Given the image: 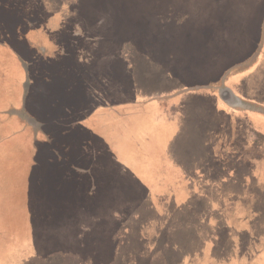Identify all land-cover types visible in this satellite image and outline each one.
I'll return each instance as SVG.
<instances>
[{"label": "rangeland", "instance_id": "obj_1", "mask_svg": "<svg viewBox=\"0 0 264 264\" xmlns=\"http://www.w3.org/2000/svg\"><path fill=\"white\" fill-rule=\"evenodd\" d=\"M222 128L218 156L264 142V0H0V264H70L62 236L71 264H264L232 224L264 160L219 169Z\"/></svg>", "mask_w": 264, "mask_h": 264}, {"label": "crops", "instance_id": "obj_2", "mask_svg": "<svg viewBox=\"0 0 264 264\" xmlns=\"http://www.w3.org/2000/svg\"><path fill=\"white\" fill-rule=\"evenodd\" d=\"M256 84H258V82H256ZM223 130L224 129L222 128L221 131H220V134L218 136V142L214 143V145H213L214 146L213 147L214 150H213L212 161L214 162V164L219 169L225 170L226 167L228 165H231V164L232 165L235 164L236 166H238L240 168H242V167H248V165L255 166L260 161L264 160V142L256 144L255 139H253L254 141L252 139H251L252 141H249L250 140L249 137L246 138V141L247 142L245 141V144H246V147L247 148H250V149L253 148V149H251V152L246 153V154L244 153L241 156L238 152H234L232 150H226V149H224V150H226V153H230V154H228V156H223V157L222 156H218V150H220L219 148L222 145V143H220V136L222 135ZM225 134L226 133L223 134L224 137H225ZM234 141H235V139L232 138L231 142H229V143H231V146H233L234 144H236V143H234ZM254 148H257V149L259 148L260 149L259 150V153H255ZM118 156H119V152H118ZM247 194L250 195L251 193L248 192ZM71 197H72V195H70V198ZM249 199H250V196L247 198V201L248 202H241V206L237 205L234 208L235 210L242 212V217H243L244 220L242 222L235 221V222L232 223L233 224V227L236 228L237 230H239L238 229L239 227H242V228H246L247 227L246 231H247L248 235L251 234V227H250L251 224L249 223L250 220L248 219L249 213L251 215L257 214L256 219H257V221H259V223L264 222V209H262V208H264V195L255 197L254 198V202H251L252 206L249 203ZM141 201H143V200L140 199V202L139 203H141ZM139 203H138V205H139ZM151 203H153V205L156 206L157 205V199H155V201H152ZM101 207H102L101 211H102V213H104L105 209H107L105 207H107V206L103 203L102 205H99L98 206V209H100ZM71 208H73V206ZM258 208H261V209L258 210ZM139 209L140 208H136L134 210H139ZM256 210H257V213H256ZM26 214H27V212H26ZM68 214H69V210L68 209H66V211H63L61 217L58 218L61 221L60 223H63V221L67 222L69 220L68 217H67ZM72 215L73 214L71 213L70 216H72ZM71 219L72 218H70V220ZM94 219L95 218L91 219L90 222L92 220H94ZM10 228L12 230V236L11 237H13L15 235H18V234H21L23 236V238H22L21 241L25 243L27 241V239L25 237L30 232L29 217H25V219H24L23 222H21L19 224H15V225H13ZM262 228H264V227H262ZM143 229L144 228L141 227V225H139V233H140V235H142L141 232H143ZM262 231L263 232L260 233V234H262L261 236L264 237V230H262ZM139 238H140V240H148V238L144 237V235L139 236ZM63 240L60 239V241H63ZM10 242L12 243V245H13V247L15 249V242H17V241L10 239ZM4 243H5V241L3 240V244ZM238 243L239 242H237V244L236 243L234 244V250H233V252L235 254L230 256L232 258V260L230 262H228V263H224V262H221V263H223V264H247L244 261L243 257L242 258L238 257V259L236 258L237 254H238V250L241 249V246ZM240 243H242V242H240ZM14 253H15V251L11 255H13ZM5 258H6V261H7L6 263L9 264V259H7V256ZM205 264H212V261L211 260H207Z\"/></svg>", "mask_w": 264, "mask_h": 264}, {"label": "trees", "instance_id": "obj_3", "mask_svg": "<svg viewBox=\"0 0 264 264\" xmlns=\"http://www.w3.org/2000/svg\"><path fill=\"white\" fill-rule=\"evenodd\" d=\"M208 35V33L206 34V36ZM232 35V34H231ZM235 35V34H234ZM48 58H50V57H48ZM22 64H25V65H27V63L26 62H22ZM28 88L26 87V89H25V94H27L28 93ZM33 90H36V89H33ZM66 101V99L65 98H63L62 99V102H65ZM108 209V208H107ZM107 209H105V210H107ZM102 212V211H101ZM138 210H132V211H130L129 213H128V215H129V217L135 222V218L137 219L138 217ZM61 213H63V212H61ZM59 214V213H58ZM57 214V215H58ZM74 215H76V216H74ZM74 215H72V216H70V218H72L71 220H70V225L71 226H77L78 225V223L80 222V219L77 217V214H74ZM129 218V219H130ZM55 220H59L58 219V217L56 216V218H55ZM65 220V219H64ZM100 220H102V219H100ZM126 220V219H125ZM138 220V219H137ZM60 221V220H59ZM120 221V220H119ZM61 222V221H60ZM58 223V222H56V224L55 225H57V228L58 227H60L61 226V224L62 223ZM89 223V222H88ZM53 227H54V224H53ZM123 227H124V224H122L119 228H118V230H117V232H116V234L117 233H126V231L123 229ZM77 228V227H76ZM119 229H121V230H119ZM54 230V229H53ZM55 230H57V229H55ZM60 230V229H59ZM52 231V229H50V227L48 228V232H50V233H52L51 232ZM61 231V230H60ZM54 233H52V235H53ZM57 234V233H56ZM58 235H61L60 233H58ZM54 236H55V234H54ZM63 237V236H62ZM62 237H54L55 238V243H59L60 242V239L62 240ZM69 237V236H68ZM93 242H96L95 244H92V248H93V254H91L90 256H95V254H94V252H95V250L96 249H101V247L100 246H102L100 243L101 242H104V240L102 239V236L99 234V235H97V237L96 238H93ZM63 241H66V242H64L67 246L64 248V250H63V254H58V255H56L57 253H56V251H54V252H51L50 254V257L48 258V259H52V258H57V259H59L58 257H60V258H62L63 259V261L61 262V263H63V262H67V261H69L70 260V262H67V263H72L73 262V260H74V255L76 254V252H73V253H70V251H72V246L70 247V245H68L67 244V242H71V243H73L75 240L74 239H72V238H64V240ZM52 242L54 243V239L51 241V244H52ZM125 242V239L123 238V240L122 241H120V243H119V246L121 245L122 246V244ZM16 243H19V242H16ZM16 243H15V246H16ZM22 243V246H24L25 244H24V242H21ZM21 243H19V245L21 246ZM26 243V242H25ZM91 243H92V238H91ZM45 245H46V243H45ZM54 245V247H55V244H53ZM96 245V246H95ZM100 245V246H99ZM70 247V248H69ZM69 250V251H68ZM62 252V251H61ZM106 252V249H103L102 250V253H105ZM73 254V255H72ZM77 255H78V253H77ZM96 256H98V254H96ZM74 264V263H73Z\"/></svg>", "mask_w": 264, "mask_h": 264}]
</instances>
